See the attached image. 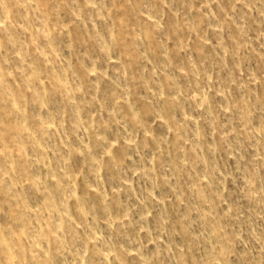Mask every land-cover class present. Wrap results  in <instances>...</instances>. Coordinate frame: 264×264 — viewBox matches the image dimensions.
<instances>
[{"label":"rangeland","instance_id":"obj_1","mask_svg":"<svg viewBox=\"0 0 264 264\" xmlns=\"http://www.w3.org/2000/svg\"><path fill=\"white\" fill-rule=\"evenodd\" d=\"M0 264H264V0H0Z\"/></svg>","mask_w":264,"mask_h":264}]
</instances>
